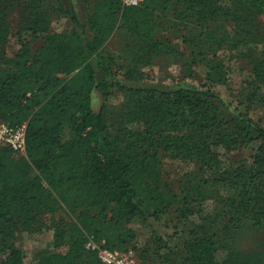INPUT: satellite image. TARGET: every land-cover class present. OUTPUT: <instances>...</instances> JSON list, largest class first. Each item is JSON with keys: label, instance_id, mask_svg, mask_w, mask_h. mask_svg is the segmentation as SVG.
Returning <instances> with one entry per match:
<instances>
[{"label": "trees", "instance_id": "obj_1", "mask_svg": "<svg viewBox=\"0 0 264 264\" xmlns=\"http://www.w3.org/2000/svg\"><path fill=\"white\" fill-rule=\"evenodd\" d=\"M82 2L85 20L75 0H0V120L27 125L24 155L0 148V264H23L17 235L41 231L46 214L55 250L37 252V264H101L88 238L128 252L134 222L163 221L174 233L153 232L143 249L152 264H264L232 252L238 231L264 227V127L250 116L263 101L264 0ZM59 18L69 29L52 32ZM118 30L122 52L107 51ZM223 48L251 66L235 104L212 89L228 81ZM160 58L188 75L202 64L207 84L149 81L145 70ZM94 92L104 106L122 95L114 120L94 111ZM113 126L125 136L110 135ZM247 148L251 162L230 158ZM165 158L194 166L184 176L194 183L169 184ZM60 212L71 219L55 220Z\"/></svg>", "mask_w": 264, "mask_h": 264}, {"label": "rangeland", "instance_id": "obj_2", "mask_svg": "<svg viewBox=\"0 0 264 264\" xmlns=\"http://www.w3.org/2000/svg\"><path fill=\"white\" fill-rule=\"evenodd\" d=\"M227 1V0H225ZM122 2V1H121ZM76 7L79 16L82 20L87 17L88 11L84 9L82 0H75ZM123 5V4H122ZM170 13L168 14L169 20L171 19ZM260 23L264 27V16L260 17ZM15 26V23H13ZM69 29V21L65 18L54 19L51 24L52 32H63ZM125 36L123 30L116 31L113 36L107 41V51L110 52H122L124 46ZM13 41L10 42L12 47ZM40 45L39 41H32L30 48L34 51ZM6 53L11 56L12 49L7 48ZM124 54V53H123ZM219 57L225 62L228 68V81L226 84L213 86V91L217 92L228 103L235 104L239 95V90L243 86L244 80L248 77L251 66L247 59L243 58L240 51H231L227 48L221 49L219 52ZM5 72V70H4ZM148 80L155 83H163L168 85L177 84H192L198 87L205 86L206 82V68L202 64L193 66V74L188 75L186 68L181 63H176L170 59L163 60L157 59L155 64L151 68L145 70ZM122 95L116 94L107 102L104 106L102 96L99 92H94L92 97V106L94 111L101 110L102 107L106 109V115L110 120H114L117 117L119 106L122 102ZM260 99L262 102H257L252 106L250 111V116L261 123L264 127V87L260 90ZM109 123V121H108ZM110 135L118 134L120 136H125L123 130H117V127L113 126L109 129ZM253 151L249 148L240 151H234L231 153L230 158L232 160L246 159L251 162V156ZM195 170L194 166H189L179 160H172L165 158L163 161V174L165 180L172 186H178L181 177L184 178L185 174L192 173L190 171ZM186 180V178H184ZM187 183H194L192 178H187ZM212 209V203L209 202L205 206V211L209 212ZM55 220L69 221L71 218L67 217L65 213L60 212L54 215ZM41 224L45 227L41 231L33 233H20L17 235L16 245H19L24 252L23 264H37L35 254L41 250L53 251L54 249V229L50 220L49 215H44L41 220ZM168 222H162L161 224L151 223V225L146 226L141 222H134L132 227L137 232V243L135 250H132L134 258L136 260L135 264H152L149 259L150 251L148 257L144 258L143 249L148 248L151 245L153 238V232L157 235L168 236L174 233L172 227H166ZM185 235H179L175 237L171 243L172 247L176 252H179L182 248V242ZM150 243V245H148ZM227 250L224 249L220 251V257H225ZM235 254L249 255L253 254L255 257L264 261V227L259 229H253L250 227L242 228L235 236V245L232 250Z\"/></svg>", "mask_w": 264, "mask_h": 264}, {"label": "built area", "instance_id": "obj_3", "mask_svg": "<svg viewBox=\"0 0 264 264\" xmlns=\"http://www.w3.org/2000/svg\"><path fill=\"white\" fill-rule=\"evenodd\" d=\"M126 7L138 6L142 0H121ZM27 125L22 123L18 126H11L0 120V148H8L19 155L25 154ZM85 248L94 251L101 264H135L133 252H120L108 250L104 242H96L88 238Z\"/></svg>", "mask_w": 264, "mask_h": 264}]
</instances>
